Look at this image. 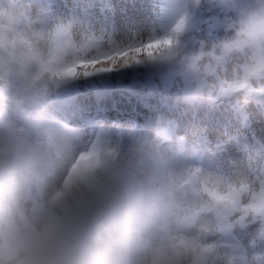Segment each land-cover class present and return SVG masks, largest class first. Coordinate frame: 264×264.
Returning a JSON list of instances; mask_svg holds the SVG:
<instances>
[{
	"label": "clouds",
	"instance_id": "clouds-1",
	"mask_svg": "<svg viewBox=\"0 0 264 264\" xmlns=\"http://www.w3.org/2000/svg\"><path fill=\"white\" fill-rule=\"evenodd\" d=\"M217 3L233 13L225 34L193 47L187 12L167 30L80 39L68 20L38 27L23 0H0V264H264L256 239L242 238L257 221L264 235V135L208 169L188 158L192 138L174 120L78 128L42 107L71 80L149 62L175 66L186 105L264 96V0ZM167 36L154 57L105 59ZM200 142L208 152L228 143Z\"/></svg>",
	"mask_w": 264,
	"mask_h": 264
},
{
	"label": "rangeland",
	"instance_id": "rangeland-1",
	"mask_svg": "<svg viewBox=\"0 0 264 264\" xmlns=\"http://www.w3.org/2000/svg\"><path fill=\"white\" fill-rule=\"evenodd\" d=\"M23 3L30 7L34 14L38 15L36 21L38 27L46 26L57 19H65L71 22L80 39L96 38L93 34L97 33L106 35V37H114L115 32L111 29L114 20L116 19L117 25L122 23L134 7L139 10L142 15L141 19L147 23L148 27L155 26L154 30L157 31L170 28L166 16L167 10L163 6L162 0H126L124 1V5H122V1L120 0H23ZM230 15H233L231 10L218 4L216 1L203 0L200 5L198 18L194 23L198 42L223 36L222 30H225L227 17ZM133 23L130 22L129 26L126 27V32L129 35H136L140 31V28L136 27L137 25ZM198 42L193 47H197ZM160 64L163 65L164 69L165 67L172 69V65L170 64ZM145 65L148 66L145 69L141 66L133 65L130 71L125 70L113 74L108 85L98 87L100 82L104 80L103 78L100 79V82L87 79L83 81L82 87L89 90L95 89L98 91L105 90L108 93L112 92L114 93L113 95H118L113 98L118 99L123 95L126 97L130 93V84L122 86L121 89H116L121 84H116L114 80L118 77H123L125 80H130L128 83L137 80L141 89L151 92L146 96L153 101L154 97L152 98L151 96L159 92L161 84L156 79L157 74L153 64L146 63ZM149 79L154 81L155 87L152 84L150 85L151 88L148 87L146 89L141 83ZM175 80L178 81L179 79L174 78L173 82L165 83L169 90L174 88ZM46 100L48 98L44 100L42 105L45 114L49 117L59 118L57 110L56 112L54 110L55 107H58L57 103L51 99L49 101L50 103L53 102V105H49ZM162 100L158 102L160 104L159 109H161L160 114H164L166 108L168 109L170 106L173 108H184V106L169 104L172 101L165 102ZM131 101L138 102V99H132ZM154 103L155 101L151 102V105H156ZM195 107V110L198 109L199 112L187 113L184 117H180L183 118L182 121H178L179 118L175 115L171 117L168 114V116L176 122L175 133L177 136L187 135L192 138V143L189 145L187 152L188 158L205 168H227L231 158H239L242 155L239 149L244 146H248L250 151L255 149L254 132L256 136L264 135V96L254 95L246 101L220 98L214 104L201 103L195 105ZM97 120L101 121L105 126L111 127L113 131L127 130L129 128L142 131L143 126L146 130L154 127L145 123L137 124L136 122L138 121L136 120L115 118L106 120L101 117L97 118ZM70 125L78 128H87V124L71 123ZM204 137L212 144H215L219 140H226L228 143L219 151L208 152L200 142ZM200 150L201 154H199ZM199 155L202 159H197ZM259 228V221L247 225L246 229L242 231V238L244 244H248L249 240L255 238L256 245L253 251L264 254V235H257Z\"/></svg>",
	"mask_w": 264,
	"mask_h": 264
},
{
	"label": "bare ground",
	"instance_id": "bare-ground-1",
	"mask_svg": "<svg viewBox=\"0 0 264 264\" xmlns=\"http://www.w3.org/2000/svg\"><path fill=\"white\" fill-rule=\"evenodd\" d=\"M122 1V5H124V1L126 0H120ZM178 1L179 0H164L165 2V6L167 8V12H168V17L170 19V25H172L175 21V19L177 18V16L181 15V10L179 9L178 6ZM143 11V10H142ZM115 18V17H114ZM142 15L140 14L139 10L137 8H132L131 9V13L126 16L125 20L122 21V23H119L117 25L116 19L114 20L111 29L115 32L114 38H119L121 35L127 33L126 32V27L129 26V23H133L136 24V27H139L140 30L143 28L148 27L147 23L145 21H143L142 19ZM37 21V20H36ZM140 23V25H138ZM153 30L155 29L154 27H150ZM223 35L225 34V30H222ZM94 37L98 38V39H104L106 37V35H101V33H97V34H93ZM144 64H137V66H141L143 69L147 68L148 66ZM148 64H153L154 66V70H156V79L159 80V83L161 84V89L159 90V92L157 94H155L154 96H151L153 98V101H155L154 104H156L158 107L160 104H158L159 101H172L170 102L171 105H176V106H184L183 109H178L172 112V115H184L185 113H198V109L195 110V106H190V105H186L182 102L179 101V96L183 90V88L185 87V81L184 79H182V77L178 74V71L176 70L175 66L172 65V69H169V67H163L162 64H160L159 62H149ZM128 66L126 68H122V69H117V70H112L109 72H104V73H98V74H94L92 76H88V77H83V78H77L74 80L69 81L66 84L60 85L59 87H56L54 90H52L48 96L46 98H48L49 100L52 99L53 102H57L60 105H64L63 109H61V111L66 112L65 110H67V112L72 111L73 113H81L84 116L85 114L88 117L91 118H97V116L99 114H101V109H111L113 108V105L110 102L109 99L107 98H103L101 97L99 94H93L91 91H89V89H86L84 87H82V83L84 80L90 79L93 81H97L100 82V79H104L105 81L111 80L112 75L115 73H120V71H130V68L132 67ZM160 67V68H159ZM174 78H178L179 80H175V86L172 89H168L166 86L167 83L169 82H173ZM127 81L124 79L123 84H126ZM147 83V82H146ZM166 83V84H165ZM103 86L100 82V84L98 85V87ZM136 86V85H135ZM137 87V86H136ZM69 91H73L75 92L78 96L74 97L73 99L67 98L66 94H68ZM144 92H148L143 90ZM60 92H66L65 95L60 94ZM90 95H92V99L89 98ZM91 99V100H90ZM87 100V102H85ZM93 100V101H92ZM50 103V101H49ZM123 104L126 105H131L128 102L124 101L122 102ZM124 107V105H122ZM98 111V113H97ZM169 112V109L167 110ZM103 113H106V111H104ZM109 114V113H108ZM170 114V112H169ZM79 117V116H78ZM55 118V117H54ZM183 119H181L182 121ZM95 127V126H94ZM142 131H148L145 129V127L143 126V128L141 129Z\"/></svg>",
	"mask_w": 264,
	"mask_h": 264
},
{
	"label": "snow or ice",
	"instance_id": "snow-or-ice-1",
	"mask_svg": "<svg viewBox=\"0 0 264 264\" xmlns=\"http://www.w3.org/2000/svg\"><path fill=\"white\" fill-rule=\"evenodd\" d=\"M172 43H173V38L171 36H167L163 39L149 40L146 43H140L135 47L127 48L122 52L114 53L113 56L105 57V59H115L116 57H128L131 55L132 52H135L138 55L143 53L148 56L154 57L158 54H162V51L165 48L170 47ZM84 63L95 64L97 63V61H88ZM75 71H76L75 67L70 68L67 70V74H72ZM246 208L260 210V208L256 204L247 205Z\"/></svg>",
	"mask_w": 264,
	"mask_h": 264
},
{
	"label": "water",
	"instance_id": "water-1",
	"mask_svg": "<svg viewBox=\"0 0 264 264\" xmlns=\"http://www.w3.org/2000/svg\"><path fill=\"white\" fill-rule=\"evenodd\" d=\"M149 86L151 85V83L148 84Z\"/></svg>",
	"mask_w": 264,
	"mask_h": 264
}]
</instances>
